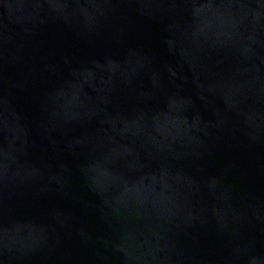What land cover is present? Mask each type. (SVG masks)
Listing matches in <instances>:
<instances>
[{"label": "water", "instance_id": "95a60500", "mask_svg": "<svg viewBox=\"0 0 264 264\" xmlns=\"http://www.w3.org/2000/svg\"><path fill=\"white\" fill-rule=\"evenodd\" d=\"M0 264H264V0H0Z\"/></svg>", "mask_w": 264, "mask_h": 264}]
</instances>
